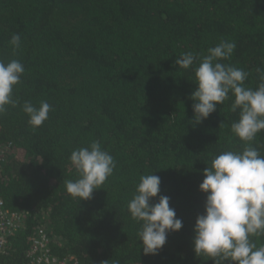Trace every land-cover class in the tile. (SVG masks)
Masks as SVG:
<instances>
[{
	"label": "trees",
	"instance_id": "obj_1",
	"mask_svg": "<svg viewBox=\"0 0 264 264\" xmlns=\"http://www.w3.org/2000/svg\"><path fill=\"white\" fill-rule=\"evenodd\" d=\"M13 34L21 37L18 49ZM221 41L236 48L218 62L243 69L244 86L257 89L264 0H0V61L17 59L25 69L13 88L17 105L0 114V200L27 224L1 264H25L27 239L39 226L55 253L82 264H215L194 252L207 196L203 172L219 154L248 143L264 156V130L251 142L232 132L239 109L231 110V92L195 124V68ZM187 52L198 59L184 69L176 60ZM41 101L52 108L33 128L23 105ZM93 141L116 167L91 199L80 200L63 181L79 178L71 153ZM149 174L161 179L151 203L169 197L183 222L156 255L144 254L142 221L128 209ZM250 239L264 245V235Z\"/></svg>",
	"mask_w": 264,
	"mask_h": 264
},
{
	"label": "clouds",
	"instance_id": "obj_2",
	"mask_svg": "<svg viewBox=\"0 0 264 264\" xmlns=\"http://www.w3.org/2000/svg\"><path fill=\"white\" fill-rule=\"evenodd\" d=\"M14 49L21 44L19 34L10 40ZM236 48L235 42L221 41L208 49L195 68L196 90L191 99L195 124H200L223 104L231 92L235 100L231 110L239 109V120L231 125L232 132L242 141L251 142L264 130V70L261 83L253 90L244 86L248 73L243 69L218 61L228 59ZM198 59L192 52L182 53L176 60L179 67L188 69ZM25 69L13 59L0 61V114L8 105L15 107L13 88L21 81ZM52 106L41 101L36 107L25 102L23 111L28 123L37 128L48 119ZM222 124V123H221ZM195 126V125H194ZM70 161L78 179L63 181L67 193L80 200L92 198L95 190L102 188L113 174L116 162L102 149L99 141L88 147L74 150ZM200 190L207 194L205 212L197 217L194 226V252L206 255L215 264H264V245L257 246L250 237L264 235V156L248 143L242 152L225 151L216 156L204 172ZM161 179L155 174L142 175L136 194L128 203L132 219L142 221L138 232L145 255H156L167 242L170 232L180 231L183 222L170 207V198L160 196L158 203H151L160 192ZM107 264V262H105Z\"/></svg>",
	"mask_w": 264,
	"mask_h": 264
},
{
	"label": "built area",
	"instance_id": "obj_3",
	"mask_svg": "<svg viewBox=\"0 0 264 264\" xmlns=\"http://www.w3.org/2000/svg\"><path fill=\"white\" fill-rule=\"evenodd\" d=\"M7 149L9 150L10 147ZM3 154L2 151L1 155ZM26 225L23 214L5 211L3 202L0 200V258L14 251L12 240L25 230ZM53 241L50 233L43 227L39 226L34 229L27 239L25 264H82L73 255L61 257L55 253L51 247Z\"/></svg>",
	"mask_w": 264,
	"mask_h": 264
}]
</instances>
